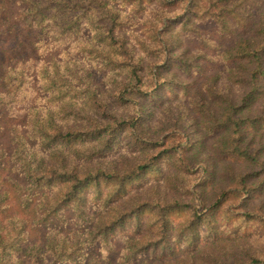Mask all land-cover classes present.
<instances>
[{
	"label": "trees",
	"instance_id": "trees-1",
	"mask_svg": "<svg viewBox=\"0 0 264 264\" xmlns=\"http://www.w3.org/2000/svg\"><path fill=\"white\" fill-rule=\"evenodd\" d=\"M0 264H264V0H0Z\"/></svg>",
	"mask_w": 264,
	"mask_h": 264
},
{
	"label": "rangeland",
	"instance_id": "rangeland-1",
	"mask_svg": "<svg viewBox=\"0 0 264 264\" xmlns=\"http://www.w3.org/2000/svg\"><path fill=\"white\" fill-rule=\"evenodd\" d=\"M13 46V40L8 38L7 35L0 36V49H10Z\"/></svg>",
	"mask_w": 264,
	"mask_h": 264
}]
</instances>
